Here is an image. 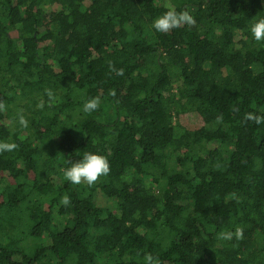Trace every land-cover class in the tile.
Listing matches in <instances>:
<instances>
[{"label": "trees", "instance_id": "1", "mask_svg": "<svg viewBox=\"0 0 264 264\" xmlns=\"http://www.w3.org/2000/svg\"><path fill=\"white\" fill-rule=\"evenodd\" d=\"M170 9L194 23L157 32ZM261 18L264 0H0V264H264ZM88 152L109 173L70 184Z\"/></svg>", "mask_w": 264, "mask_h": 264}, {"label": "clouds", "instance_id": "2", "mask_svg": "<svg viewBox=\"0 0 264 264\" xmlns=\"http://www.w3.org/2000/svg\"><path fill=\"white\" fill-rule=\"evenodd\" d=\"M194 23L193 18L186 11H176L170 9L162 15L154 19L153 28L160 33H167L169 30L178 28L182 24L191 25ZM249 31L253 41L257 43L264 42V18L256 20L249 26ZM98 107V100L93 98L85 102L83 106L84 112H91ZM251 118V116L249 117ZM21 123H25L23 120ZM16 148L13 143H0V152H10ZM110 171L109 161L103 155L88 152L79 160L71 163L69 167L63 170L64 179L72 185H80L84 183L88 186L93 185L100 177L106 176ZM62 203L67 205L69 198L62 197ZM223 239H229L231 233L221 234ZM147 264H158V261L149 254L145 256Z\"/></svg>", "mask_w": 264, "mask_h": 264}, {"label": "rangeland", "instance_id": "3", "mask_svg": "<svg viewBox=\"0 0 264 264\" xmlns=\"http://www.w3.org/2000/svg\"><path fill=\"white\" fill-rule=\"evenodd\" d=\"M212 128H217V127L216 126H212ZM217 146H219V145L218 144H210V145H208V149H212V148L217 147ZM29 243L34 244L33 241H30Z\"/></svg>", "mask_w": 264, "mask_h": 264}]
</instances>
